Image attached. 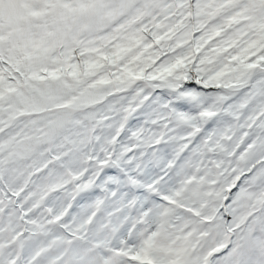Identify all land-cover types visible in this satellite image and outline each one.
Returning <instances> with one entry per match:
<instances>
[{
	"label": "snow or ice",
	"instance_id": "6c2138e0",
	"mask_svg": "<svg viewBox=\"0 0 264 264\" xmlns=\"http://www.w3.org/2000/svg\"><path fill=\"white\" fill-rule=\"evenodd\" d=\"M0 264H264V0H0Z\"/></svg>",
	"mask_w": 264,
	"mask_h": 264
}]
</instances>
